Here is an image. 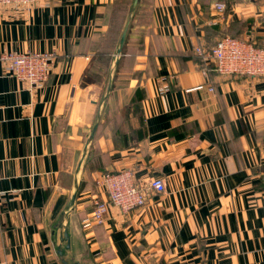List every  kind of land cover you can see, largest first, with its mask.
I'll list each match as a JSON object with an SVG mask.
<instances>
[{
    "label": "crops",
    "instance_id": "1",
    "mask_svg": "<svg viewBox=\"0 0 264 264\" xmlns=\"http://www.w3.org/2000/svg\"><path fill=\"white\" fill-rule=\"evenodd\" d=\"M224 37L263 44L264 0L0 6V55H57L34 90L0 61V264H264V76L194 54ZM124 170L165 191L84 229L101 175Z\"/></svg>",
    "mask_w": 264,
    "mask_h": 264
},
{
    "label": "built area",
    "instance_id": "2",
    "mask_svg": "<svg viewBox=\"0 0 264 264\" xmlns=\"http://www.w3.org/2000/svg\"><path fill=\"white\" fill-rule=\"evenodd\" d=\"M38 1L0 0V6H10L19 11L30 12ZM225 8L224 3L216 4V9L220 12ZM194 54L222 76L249 78L264 76V43L258 44L250 38L224 37L211 48L196 47ZM56 59L55 52L12 51L0 55V61L4 64L7 73L20 80L29 90L41 87L47 82ZM169 91H171V85L166 79H162L158 86L159 94L164 95ZM193 91L214 93L215 88L210 84L198 85L186 92ZM97 184L108 193L110 202H100L98 199L94 201L93 212L83 221L85 229L103 224L110 206L117 207L126 214L146 204L148 190L157 193L165 191V183L162 179L157 178L147 185H142L132 170L102 174ZM5 195L0 186V201Z\"/></svg>",
    "mask_w": 264,
    "mask_h": 264
},
{
    "label": "rangeland",
    "instance_id": "3",
    "mask_svg": "<svg viewBox=\"0 0 264 264\" xmlns=\"http://www.w3.org/2000/svg\"><path fill=\"white\" fill-rule=\"evenodd\" d=\"M27 53V52H26ZM118 55H120V53H118L115 57H114V61H113V63L114 64H116V62L119 60V56ZM110 62L111 61H108L106 58H100L99 59V63H101L103 66H109V64H110ZM104 76V77H103ZM104 78H105V74L104 75H96V74H94V76H91V77H89L88 78V83H91V82H96V83H102V82H104ZM106 78H108V79H110V80H112V77L111 76H107L106 75ZM86 85V83L84 84V86ZM105 174V173H104ZM104 191V190H103ZM104 193L106 194V196H107V198H108V200H106V201H104V202H110V199H109V195H108V193L107 192H105L104 191ZM147 202V201H146ZM141 208V207H140ZM93 210H94V205H93ZM93 210H92V212H93ZM91 212V213H92ZM90 213V214H91ZM106 219V218H105ZM102 225V224H101ZM95 226V225H94ZM83 228H84V226H83ZM85 229V228H84ZM88 229H90V228H88Z\"/></svg>",
    "mask_w": 264,
    "mask_h": 264
},
{
    "label": "water",
    "instance_id": "4",
    "mask_svg": "<svg viewBox=\"0 0 264 264\" xmlns=\"http://www.w3.org/2000/svg\"><path fill=\"white\" fill-rule=\"evenodd\" d=\"M138 1H139V0H135V4H137Z\"/></svg>",
    "mask_w": 264,
    "mask_h": 264
}]
</instances>
